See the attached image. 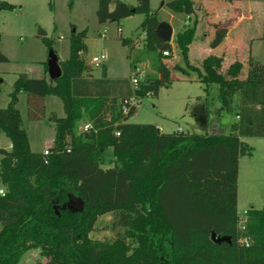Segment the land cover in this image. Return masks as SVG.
Segmentation results:
<instances>
[{
    "label": "trees",
    "instance_id": "16d2710c",
    "mask_svg": "<svg viewBox=\"0 0 264 264\" xmlns=\"http://www.w3.org/2000/svg\"><path fill=\"white\" fill-rule=\"evenodd\" d=\"M163 6L176 13L195 12L193 0H170ZM16 8L0 0V12ZM134 14L144 15L143 48L155 53L157 73L138 89H132L128 78L109 79L105 67L101 78L91 79L83 57L87 29L73 26L69 57L59 60L62 76L49 82L20 74L7 107H0V132L11 141L9 150L0 148V264H19L33 249L47 258L39 264H264V208L246 211L244 232L238 212L239 159L253 153L244 139L264 137V64L249 57L244 78L242 62L233 61L223 71V58L216 54L205 57L200 67L193 65L189 46L195 19L175 34L185 67L175 64L174 69L198 73L206 93L205 125L210 124V86L217 85V114L226 111L234 117L229 131L164 133L155 124L128 122L137 109L123 113L122 106L133 95H157L172 80L163 52L171 56L173 48H163L156 32L158 10H151L150 0H138L136 6L99 0L101 23ZM226 36V27H216L211 48ZM43 41L53 48L52 40ZM121 42L131 55L136 42L125 37ZM5 61L0 32V62ZM136 62L131 63L132 74ZM21 93L27 96L32 120L46 117V96L62 100L64 116L52 111L48 117L55 127L48 154L31 149L18 108ZM81 119L90 127L78 132ZM108 149L114 156L111 166H105ZM106 214L114 215L113 228L122 231L112 240L92 238L98 219ZM213 233L224 240H213ZM244 237L247 243L241 242Z\"/></svg>",
    "mask_w": 264,
    "mask_h": 264
},
{
    "label": "rangeland",
    "instance_id": "374dc122",
    "mask_svg": "<svg viewBox=\"0 0 264 264\" xmlns=\"http://www.w3.org/2000/svg\"><path fill=\"white\" fill-rule=\"evenodd\" d=\"M136 6L138 0H122ZM170 0H150L152 11L158 10V18L171 21L175 34L183 31L187 26L197 19L199 21V33L207 34V39H213L216 28L214 22L221 24L222 14L215 16L212 11L220 8V3L209 2L204 4L203 0H193L195 12L190 16L185 13H176L170 10L163 3ZM241 5L253 12L251 20L245 22V33L251 40L252 51L248 46L245 64L241 70V77H245L248 70V59H254L264 64V0H240ZM99 0H32L23 9L18 6L16 9L2 11L0 14L1 51L7 56L8 61L0 62V107L5 108L9 103V93L12 90L15 80L20 74H26L31 78L47 77L50 79L45 64L48 61L49 48L44 43L46 37L53 42V48L60 57L66 60L70 52V34L73 26L78 30L87 29L86 43L89 50L84 54V58L89 66L93 68V74L101 76L104 65H96L92 62V57L105 52L108 56L107 66H110V74L118 76L120 79H129L132 74L131 63L136 61L135 67L140 69L142 80L150 79L157 75L154 69L155 53L144 52L145 34L141 30L143 14H134L120 22L101 23L97 17ZM217 16L219 18H217ZM190 21V22H189ZM220 25V26H221ZM106 28V31H105ZM240 28L234 34L240 35ZM45 34H40V31ZM240 33V34H239ZM121 37L132 38L139 41L130 55L129 46H124ZM175 37V36H174ZM172 40V55L164 58L165 63L171 71V83L161 85L157 95L147 94L141 99V103L136 107V112L130 116L128 122L131 123H151L162 127V132L173 133L180 126L192 133L204 134L207 132L227 133L234 117L222 111L217 114L220 107L218 100L217 85H211L209 108L211 110L210 123L205 125L204 112L205 86L198 81V73L188 69L183 72L174 69V65L184 66L181 56ZM220 47L216 52H220ZM232 55H226L224 63L229 65L233 61L240 60L237 57L230 59ZM193 65L200 67L195 60ZM223 65L222 70L225 71ZM52 81V80H49ZM198 97H201L198 99ZM22 123L26 129L31 144V149L40 152L45 148L47 142L55 137L54 124L48 119L53 111L58 116L63 114V103L60 97L50 95L46 104V117L41 120H32L28 115L27 96L20 94L18 103ZM201 111L199 112V110ZM198 110V111H197ZM201 116V118H200ZM200 118L201 122H198ZM87 121L81 119L76 124V130L81 132L83 125ZM221 123L220 127L215 124ZM10 139L0 132V148L9 150ZM253 148L252 155H243L240 162L239 175V198L238 212L240 215V225H245L246 211L251 208H264V140L246 139ZM254 154V155H253ZM113 153L111 149L106 151L105 166L113 165ZM1 159V154H0ZM1 183V179H0ZM114 215L106 214L101 216L95 229L90 236L99 240H112L118 231L113 228ZM47 258L42 256L38 249L29 250L22 257L19 264H39Z\"/></svg>",
    "mask_w": 264,
    "mask_h": 264
},
{
    "label": "crops",
    "instance_id": "0c3cea01",
    "mask_svg": "<svg viewBox=\"0 0 264 264\" xmlns=\"http://www.w3.org/2000/svg\"><path fill=\"white\" fill-rule=\"evenodd\" d=\"M6 1L15 4L17 7L20 6L21 9H23L27 3H32V0H6ZM35 1H37V0H35ZM249 1H253V0H249ZM203 2H204V4H207L209 2L220 3V4L215 5L217 7H218V5H220V8H215L214 11H212V13L214 16H215V14L217 15V13L222 14V17L220 18L222 21L220 23H222V25L214 22V28L226 27L227 28V36L225 37L222 44L219 46L221 51L216 52L219 47L214 48V49L211 48L210 43H211L212 39H210V40L207 39L208 35L205 33H203V34L199 33L200 24H199V21L197 20L198 23H197V29L195 32V36H194L193 42L189 46L190 61L193 62V60H195L198 65H201V63L205 57H207L210 54H216L218 56H222L223 65L228 67L229 65H226L224 63V61L226 59V55H232V57L230 58L231 60L234 59V57H237L238 59H240L239 61L242 62V64L244 65L245 62L243 61V59H245V57H246V51H247L248 46H250V50L252 49L251 48L252 42H251V40L249 41V43L247 42L249 37L245 33V22L252 19V17H253L252 10L249 7L247 9L245 8V6L243 7V5H241L240 0H203ZM0 14H1V12H0ZM192 15H189L190 21L192 20V18H191ZM217 18H219V17L217 16ZM159 20H160V22L166 21V22L170 23L171 26L173 27L174 36H175V30H174V26H173L172 22L167 21V20H161V19H159ZM238 28H240L239 29L240 33H241V34L239 33L240 35H238V33L234 34ZM105 31H106V28H105ZM214 32H215V30H214ZM87 50H89L88 44H87ZM103 53H105V52H103ZM251 57L253 58L252 55H251ZM59 59H60V57H59ZM107 59H108V56H107ZM107 59H106V61H107ZM102 65L105 66L106 76L109 79H118L119 78L118 76H114V75L112 76L110 74V66H107L106 63H104V62L102 63ZM88 74H89V77L91 79L101 78V76L98 77V76L93 74V68L91 66H89V68H88ZM49 80H51V79H49ZM49 82H51V81H49ZM90 90L92 92H96L95 88H92ZM49 96L50 95L45 97V106L47 104ZM19 101H20V95H19ZM19 101H18V103H19ZM62 116H64V109H63V114L60 117H62ZM215 125L220 127L221 123H218ZM158 127L160 128V130L162 132V127L161 126H158ZM220 129H221V127H220ZM246 139L247 138H245L244 140L246 141ZM250 139L264 140V137H260V138L255 137V138H250ZM53 141H54V139L50 142H47L45 145V148L40 152H44L50 146H52ZM30 146H31V144H30ZM250 146H252L254 149L257 148V146L254 144L253 145L250 144ZM10 148H11V141L9 142V149ZM242 157H240V159H239V175H240V162L242 160ZM239 175H238V198H239Z\"/></svg>",
    "mask_w": 264,
    "mask_h": 264
},
{
    "label": "water",
    "instance_id": "95a60500",
    "mask_svg": "<svg viewBox=\"0 0 264 264\" xmlns=\"http://www.w3.org/2000/svg\"><path fill=\"white\" fill-rule=\"evenodd\" d=\"M156 32H157L158 37L165 43L163 48L166 49L170 47L172 44L173 36H174L173 27L171 26V24L166 21H161L157 27ZM40 34L44 35L45 31L41 30ZM59 60H60L59 56L55 52V50L50 49L49 54H48L47 66H48V74L52 81L62 76V68H61ZM212 239L217 242L224 240V238L216 239L215 233L212 234Z\"/></svg>",
    "mask_w": 264,
    "mask_h": 264
},
{
    "label": "built area",
    "instance_id": "2783aa9c",
    "mask_svg": "<svg viewBox=\"0 0 264 264\" xmlns=\"http://www.w3.org/2000/svg\"><path fill=\"white\" fill-rule=\"evenodd\" d=\"M139 41H136V46H138ZM163 54L165 56H170V51H164ZM107 59V55L105 53H101L100 55H95L92 57V62L95 63L96 65H100L104 62V60ZM142 81V74H140V69L135 67V72L132 74V76L130 77V83L132 86L133 90L138 89L140 82ZM141 103V98L133 95L130 99H129V105H123L122 106V111L123 113H128L129 109L134 106L137 107L139 104ZM90 127L89 123H86L83 126V130H87ZM177 132H182L184 131V129L182 127H178L176 129ZM116 135H120V132H116ZM45 154H48V149L44 151ZM3 190V189H0ZM4 193V190H3ZM241 230L244 232L246 230V226L244 225H240ZM248 238L244 237L241 239L242 243H247L248 242Z\"/></svg>",
    "mask_w": 264,
    "mask_h": 264
},
{
    "label": "clouds",
    "instance_id": "9594fccd",
    "mask_svg": "<svg viewBox=\"0 0 264 264\" xmlns=\"http://www.w3.org/2000/svg\"><path fill=\"white\" fill-rule=\"evenodd\" d=\"M4 193H3V190H0V195H3Z\"/></svg>",
    "mask_w": 264,
    "mask_h": 264
}]
</instances>
